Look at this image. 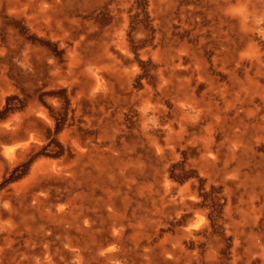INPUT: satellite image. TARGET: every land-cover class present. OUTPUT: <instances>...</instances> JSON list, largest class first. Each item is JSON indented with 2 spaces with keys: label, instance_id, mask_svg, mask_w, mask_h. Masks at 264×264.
<instances>
[{
  "label": "rangeland",
  "instance_id": "rangeland-1",
  "mask_svg": "<svg viewBox=\"0 0 264 264\" xmlns=\"http://www.w3.org/2000/svg\"><path fill=\"white\" fill-rule=\"evenodd\" d=\"M0 264H264V0H0Z\"/></svg>",
  "mask_w": 264,
  "mask_h": 264
},
{
  "label": "bare ground",
  "instance_id": "bare-ground-1",
  "mask_svg": "<svg viewBox=\"0 0 264 264\" xmlns=\"http://www.w3.org/2000/svg\"><path fill=\"white\" fill-rule=\"evenodd\" d=\"M93 75H95V85L93 86V88L94 89H98V90H102V88H103V83H104V80H103V78L101 77V75H100V72H99V69H95L94 70V73H93ZM190 107V106H189ZM43 117V116H42ZM185 118V117H184ZM35 138V137H34ZM18 148V147H17ZM16 148V149H17ZM5 149V153H6V156H12L14 153H15V151H16V149L14 148V147H6V148H4ZM206 165L207 166H210V163L209 162H207L206 163ZM201 221H202V218H199L198 219V222H196L193 226L194 227H191L190 229H189V233L191 234V232L193 231H196V230H198V228L200 227V225H201ZM116 247H113V250L115 249ZM118 248V247H117Z\"/></svg>",
  "mask_w": 264,
  "mask_h": 264
}]
</instances>
